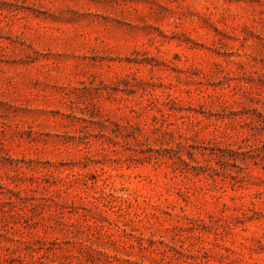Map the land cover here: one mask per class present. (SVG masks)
<instances>
[{
	"label": "rangeland",
	"instance_id": "1",
	"mask_svg": "<svg viewBox=\"0 0 264 264\" xmlns=\"http://www.w3.org/2000/svg\"><path fill=\"white\" fill-rule=\"evenodd\" d=\"M0 264H264V0H0Z\"/></svg>",
	"mask_w": 264,
	"mask_h": 264
}]
</instances>
